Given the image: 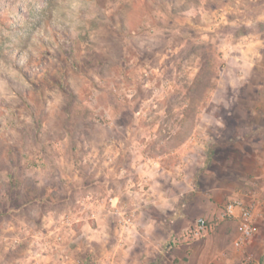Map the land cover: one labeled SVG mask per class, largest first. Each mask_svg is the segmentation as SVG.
Here are the masks:
<instances>
[{
	"label": "rangeland",
	"instance_id": "obj_1",
	"mask_svg": "<svg viewBox=\"0 0 264 264\" xmlns=\"http://www.w3.org/2000/svg\"><path fill=\"white\" fill-rule=\"evenodd\" d=\"M263 222L264 0H0V264H263Z\"/></svg>",
	"mask_w": 264,
	"mask_h": 264
},
{
	"label": "built area",
	"instance_id": "obj_2",
	"mask_svg": "<svg viewBox=\"0 0 264 264\" xmlns=\"http://www.w3.org/2000/svg\"><path fill=\"white\" fill-rule=\"evenodd\" d=\"M259 202L247 203L242 199H233L229 201L224 210V214L238 224V237L235 245L239 246L247 240L251 239L258 231L255 224V215L258 212ZM206 230V222L204 219H199L196 224L195 235Z\"/></svg>",
	"mask_w": 264,
	"mask_h": 264
},
{
	"label": "crops",
	"instance_id": "obj_3",
	"mask_svg": "<svg viewBox=\"0 0 264 264\" xmlns=\"http://www.w3.org/2000/svg\"><path fill=\"white\" fill-rule=\"evenodd\" d=\"M261 226L264 227V222L261 224ZM194 230H196V227H194ZM202 235H203V233H202ZM175 236H178V235L175 234ZM194 236H196V235H194ZM200 241H201V248L200 249H197L198 247H192V244L185 245V248L179 252V254H180L179 257H177L178 253L174 252L176 250L175 246L170 244L168 246L167 252H170L169 255H172V256H169V258L171 257V259L175 260V258L177 257V259H179L178 260L179 264H192V263L198 264V259L203 258V239ZM173 242H175V239ZM250 245H253V247L251 248L252 251L256 252L258 248H259L260 252L262 251L263 256L259 257V261L264 264V233L261 229H260V233L251 242ZM181 252H182V254H181Z\"/></svg>",
	"mask_w": 264,
	"mask_h": 264
},
{
	"label": "trees",
	"instance_id": "obj_4",
	"mask_svg": "<svg viewBox=\"0 0 264 264\" xmlns=\"http://www.w3.org/2000/svg\"><path fill=\"white\" fill-rule=\"evenodd\" d=\"M207 69V68H206ZM195 93L202 92V81L199 79V82L196 84Z\"/></svg>",
	"mask_w": 264,
	"mask_h": 264
}]
</instances>
